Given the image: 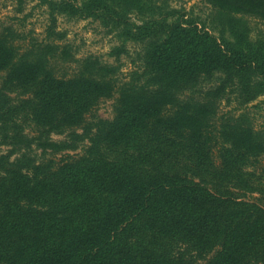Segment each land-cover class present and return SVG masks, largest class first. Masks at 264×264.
Segmentation results:
<instances>
[{
  "label": "trees",
  "instance_id": "16d2710c",
  "mask_svg": "<svg viewBox=\"0 0 264 264\" xmlns=\"http://www.w3.org/2000/svg\"><path fill=\"white\" fill-rule=\"evenodd\" d=\"M28 1L46 10L45 37L22 49L14 31L0 30L3 89L28 97L21 109L43 132L45 151L69 149L49 137L78 129L91 145L59 161L0 155V264H264V138L248 112L264 97L262 41L234 49L196 26L136 22L99 4ZM212 1L264 19V0ZM59 17L102 21L122 43L112 51L118 58L127 43L138 45L131 80L76 59ZM73 63L71 73L60 67ZM208 83H216L204 94L209 103L186 97ZM231 94L239 107L217 118L212 106ZM105 99H115V118L91 134L87 118ZM180 154L183 165L174 162ZM191 252L202 262L187 259Z\"/></svg>",
  "mask_w": 264,
  "mask_h": 264
},
{
  "label": "rangeland",
  "instance_id": "374dc122",
  "mask_svg": "<svg viewBox=\"0 0 264 264\" xmlns=\"http://www.w3.org/2000/svg\"><path fill=\"white\" fill-rule=\"evenodd\" d=\"M73 4L74 6H84L85 4H99L112 10L123 12L136 21L157 20L168 21L170 23H179L185 26H196L199 29L206 30L213 34L219 41L225 42L234 49H246L251 43L262 41L264 44V19L251 17L244 14H229L222 10L212 0H58ZM48 24V15L44 8L37 7V2L28 0H0V30L10 28L16 33L17 44L22 49L28 48L34 42H41L45 37V28ZM58 30L66 34L62 43L72 48L76 59H91L101 65L118 68L117 75L122 82L130 81L132 72L139 66L134 65L133 60L139 51V46L134 43H127V52L121 57L112 54L115 47L122 43L115 34L109 33V29L102 21L93 19L88 20H69L67 17H59ZM139 64V63H138ZM68 73L77 67V64L61 65ZM60 69V70H61ZM4 75H0V155H6L14 152L12 160L27 155V157L41 162L43 160L59 161L66 154H80L83 148L91 145L90 136H85V130H75L76 136L72 137L71 132L63 135L52 134L49 138L57 145L65 144L67 148H59L57 153L51 149L45 151L39 146L38 138H45L41 129L35 124L28 110L21 109L28 97H24L19 90L3 89ZM216 83L205 84L203 89L193 94H186L191 100L197 103H209L204 96ZM230 100L224 99L214 104L211 108L215 116L229 117V112L234 113L235 108L239 107V101L236 95L231 94ZM264 97L248 105L249 118L254 129L260 132L264 138V104L259 108H254L259 102H263ZM115 99H105L100 101L95 113L87 118L88 125L93 127L91 134L97 131V124L106 121H112L115 118L114 113ZM11 108H17V114L9 117L6 112ZM241 112H235L239 115ZM42 132V133H41ZM17 136L26 140L36 142L27 147L13 145V137ZM41 141V140H40ZM174 157V162L183 163L188 160L187 157ZM187 158V159H186ZM172 159V157H171ZM259 160L264 164V155ZM195 182L202 183V177L188 175ZM211 182L203 185L214 190ZM233 188V185L230 186ZM238 192V190H236ZM235 191V192H236ZM257 195L248 194L247 198H256ZM187 259L194 258L195 261L202 262L196 253H188ZM210 257V256H209ZM208 258V257H207Z\"/></svg>",
  "mask_w": 264,
  "mask_h": 264
}]
</instances>
